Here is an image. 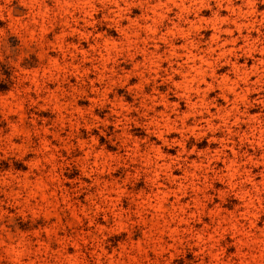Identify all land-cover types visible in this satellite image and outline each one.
<instances>
[{
	"label": "rangeland",
	"instance_id": "374dc122",
	"mask_svg": "<svg viewBox=\"0 0 264 264\" xmlns=\"http://www.w3.org/2000/svg\"><path fill=\"white\" fill-rule=\"evenodd\" d=\"M184 15L167 0H0V264H264V90L241 80L264 86V56H246L264 27L233 25L236 55L205 77L219 87L204 121L227 122L213 134L180 98L202 65L189 57L218 55L212 12L187 13L203 41Z\"/></svg>",
	"mask_w": 264,
	"mask_h": 264
},
{
	"label": "clouds",
	"instance_id": "9594fccd",
	"mask_svg": "<svg viewBox=\"0 0 264 264\" xmlns=\"http://www.w3.org/2000/svg\"><path fill=\"white\" fill-rule=\"evenodd\" d=\"M101 3L104 2V0H100ZM112 3H117V0H110ZM168 4H174L177 7H182L183 12L185 13L184 16L179 17V19L183 20L185 23L189 24L193 29H195L199 39L201 41L204 40L203 35H200L201 28H197L195 22L187 20V13L189 12L190 8L195 11L197 14V18L199 17V12L203 9H207L212 12V18L213 20L209 22L208 27H210L213 31V35L211 36V40L207 47V56L211 57L213 53H217V50L219 49L218 55L214 57L213 62L209 63L207 59H203L200 55H197L195 57H189L190 60H202V65L197 68H193L191 71L194 72L196 75L192 76L191 79H189L188 74H185V92L183 96H181V99H186L188 103L191 105V107L196 110L193 113V117L199 116L202 122L209 123L208 131L212 132L213 134L217 131H220L224 128H227V122L224 121L222 125L212 126L210 124V118L209 121H204L203 114L208 112V109L210 106H215V101H206L205 97L208 95V93L215 91L216 87H219V85H214L212 83H207L205 77L211 76L213 81H216L218 77L216 76V70L220 67L225 66V64H231V61H225L223 64L220 63V58L226 57L228 55H236V49L235 45L237 43L238 37L233 36V25L235 26V31L240 32L241 30H248L249 34L255 30L259 32V29L261 27H264V12L258 11V5L260 3V0H242L241 4H237L235 0H188V7H185V0H179V3H177V0H167ZM215 6V8H213ZM222 9H225L229 12L228 17H221L220 11ZM168 11H171V8L168 9ZM234 17V18H232ZM257 17H260L257 19ZM166 18V17H165ZM226 35L228 39H221L222 36ZM246 40H250L249 37H245ZM252 43H256L255 41H252ZM215 44V47H212L211 45ZM225 45H232L233 47L231 49L225 48ZM193 47L199 48V45H193ZM252 51H259V53L264 56V48H258V49H250V51L246 54L248 58L252 56ZM237 60L240 59L239 56L236 57ZM187 63V61L185 62ZM261 64H264V60L260 61ZM171 66V65H170ZM181 68H183V65H181ZM255 75L254 72H250L245 74L243 77H241L242 82L245 85V88L243 90L244 95L246 96L250 92H260L261 90H264V86L257 87L255 85H259V79L257 81L252 82V84L249 83V76ZM0 79H3L2 75H0ZM154 79V78H153ZM168 80H171V76L167 77ZM229 77L225 75L224 80L227 81ZM149 81H145V83H148ZM232 87L227 88V92H231L234 95L239 96L240 93L236 92V89L239 87V84L237 81H232ZM195 84L196 87H193L192 85ZM201 84H207V86L203 89L200 88ZM177 87H180V85H177ZM222 91H224L222 89ZM194 94L198 99L195 104H192L191 101V95ZM220 99H224L227 103L231 104V101H228L227 95H222L219 97ZM251 104L246 105V107H251ZM174 109L179 108V104H175L173 106ZM202 109V110H201ZM223 119V118H222ZM241 121L239 119L236 120V123L239 124ZM171 131V129H169ZM185 141L188 139V137L184 138ZM196 142L199 143L200 140L204 139V136H197L195 137ZM215 139V136H213L212 139H209V144L213 142ZM176 141H173L172 144H167L168 147L174 146ZM184 145H181L183 147ZM192 153H197V149L195 147L191 150ZM199 155H203V153H198Z\"/></svg>",
	"mask_w": 264,
	"mask_h": 264
}]
</instances>
